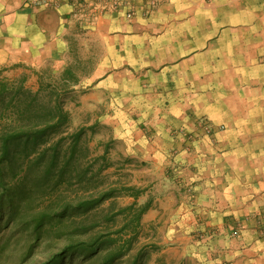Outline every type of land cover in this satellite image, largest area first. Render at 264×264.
<instances>
[{
  "label": "crops",
  "instance_id": "0c3cea01",
  "mask_svg": "<svg viewBox=\"0 0 264 264\" xmlns=\"http://www.w3.org/2000/svg\"><path fill=\"white\" fill-rule=\"evenodd\" d=\"M86 1L0 0V76L81 65L83 101L145 103V128L100 116L122 154L193 182L208 226L264 228V0H131V15ZM200 116L223 129L188 137Z\"/></svg>",
  "mask_w": 264,
  "mask_h": 264
},
{
  "label": "rangeland",
  "instance_id": "374dc122",
  "mask_svg": "<svg viewBox=\"0 0 264 264\" xmlns=\"http://www.w3.org/2000/svg\"><path fill=\"white\" fill-rule=\"evenodd\" d=\"M79 66L42 71L31 84L24 73L0 76V264H264L261 215L205 224L193 182L122 154L101 122L109 107L145 128V103L83 101L72 86ZM57 106L68 118L46 129ZM189 126L188 137L223 129L205 116Z\"/></svg>",
  "mask_w": 264,
  "mask_h": 264
},
{
  "label": "trees",
  "instance_id": "16d2710c",
  "mask_svg": "<svg viewBox=\"0 0 264 264\" xmlns=\"http://www.w3.org/2000/svg\"><path fill=\"white\" fill-rule=\"evenodd\" d=\"M37 93H35V95H36ZM33 96H34V94H33ZM57 110H59L60 111V113H59V115L58 116H54V115H52L51 113H46V129H55L56 127H57V125H58V123H59V121L58 120H61V119H67L68 118V113L66 112V111H63L62 110V108H60V106H57ZM52 120H56V121H52ZM62 121V120H61ZM80 129H82V128H80ZM82 133H83V131L82 130H80V131H78V132H76L75 133V135H77V136H75L76 137V140H75V142L77 141V139L79 140V138H80V136L82 135ZM12 138H13V136L11 135H9V136H7L6 138H5V140L6 141H10V140H12ZM65 138V137H64ZM6 147L4 146V148H3V151H5L6 149H5ZM128 190H130V193L132 192V196H136V195H138L139 193H137V191H133L132 189H128ZM107 196L108 195H102V196H100V198L99 199H91L90 201H88V200H86V201H84V203H85V206H89L90 204H92L93 202H98V201H103L104 199H106L107 198ZM146 209L145 208H143L142 209V213L145 211Z\"/></svg>",
  "mask_w": 264,
  "mask_h": 264
},
{
  "label": "built area",
  "instance_id": "2783aa9c",
  "mask_svg": "<svg viewBox=\"0 0 264 264\" xmlns=\"http://www.w3.org/2000/svg\"><path fill=\"white\" fill-rule=\"evenodd\" d=\"M126 6L128 8V15H131L135 3L131 0H87L86 7L92 8L97 11H114L120 6ZM85 12V11H84ZM209 124H206V127L209 130Z\"/></svg>",
  "mask_w": 264,
  "mask_h": 264
}]
</instances>
